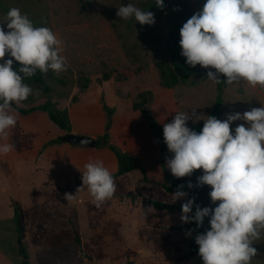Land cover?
I'll list each match as a JSON object with an SVG mask.
<instances>
[{
	"label": "rangeland",
	"instance_id": "1",
	"mask_svg": "<svg viewBox=\"0 0 264 264\" xmlns=\"http://www.w3.org/2000/svg\"><path fill=\"white\" fill-rule=\"evenodd\" d=\"M148 1L0 0V18L15 7L34 26L49 27L61 41L67 65L40 85L25 79L34 94L18 106L45 105L46 111L40 107L23 116L13 110L17 124L7 137L0 136V144L15 146L0 154V264H202L189 255L195 231L181 222L179 209L191 197L201 207L214 208L211 188H187L188 197L173 202L166 188L173 189L171 181L178 178L167 169L168 158L145 112L162 127L176 112L192 116L188 126L203 125L194 120L213 116L220 92L223 120L264 106V87L246 81L217 85L207 79L214 69L186 64L179 30L205 0H165L152 26L116 15L122 3L146 10ZM159 63L167 74H177L178 85L164 86ZM52 112L67 119V130L51 120ZM68 134L94 138L97 147L64 143ZM128 158L141 167L124 173ZM97 160L116 185L113 197L99 205L81 180L84 165ZM201 174L196 170L190 182L195 185ZM65 193L76 198L66 200ZM208 228L205 218L202 232ZM253 246L257 256L251 264H264V237Z\"/></svg>",
	"mask_w": 264,
	"mask_h": 264
},
{
	"label": "clouds",
	"instance_id": "2",
	"mask_svg": "<svg viewBox=\"0 0 264 264\" xmlns=\"http://www.w3.org/2000/svg\"><path fill=\"white\" fill-rule=\"evenodd\" d=\"M154 3L161 10L165 7L164 0ZM116 15L141 26L155 24L153 12L132 2L122 3ZM179 36L180 55L188 66L214 69L207 71L209 81L217 85L246 81L264 87V0H205L202 9L182 25ZM62 51L56 34L49 27L34 26L19 8L0 18V136L7 137L17 124L13 103L34 94L26 78L37 70L45 74L67 70ZM190 119L189 114L176 112L171 122L163 124V140L172 154L166 167L176 178L202 170L196 184L189 181L187 188L210 186L208 195L215 207L195 204V197L187 198L183 191L185 185H178L173 202L187 198L180 220L199 228L208 218L209 228L195 236L202 264H251L257 256L253 245L264 237V106L227 114L223 120L195 119L203 120L199 132L188 126ZM236 121L244 123L232 129ZM14 147L0 144V154ZM84 167L82 187H87L94 202L99 205L112 198L116 185L103 161ZM76 194L65 193L64 198L70 201Z\"/></svg>",
	"mask_w": 264,
	"mask_h": 264
},
{
	"label": "trees",
	"instance_id": "3",
	"mask_svg": "<svg viewBox=\"0 0 264 264\" xmlns=\"http://www.w3.org/2000/svg\"><path fill=\"white\" fill-rule=\"evenodd\" d=\"M164 4H165V0H164ZM146 10H149L153 13L156 14H161L163 12V10H161L159 7H157L154 3V0H149L148 3L145 6ZM164 9V8H163ZM163 64V63H162ZM161 63H159V67H161L162 69V76H163V84L166 88H173L174 86L178 85L179 79L177 74L174 71H170L169 74H167V72L164 70L163 65ZM19 65L16 66V69L18 70ZM22 75V74H21ZM169 76L171 81L169 82L166 76ZM52 76V72L51 70L48 73H41L39 70H37L36 74L34 76H32L31 81H33V83H36L38 85L42 84L44 82L45 79L49 78ZM223 87V86H222ZM42 89H44L42 87ZM221 95H219V98L217 100V104L215 106V110H214V114L213 116L217 117L219 119V117L221 116V108L223 105V92H220ZM45 110V105L44 106H37V107H32L30 109H23L21 107H19L17 104L13 103L12 108L13 110L17 111L18 113L22 114L23 116H28L30 114H33L35 112H37V110L41 109ZM46 111V110H45ZM147 120L150 122V129L153 132V134L156 136V140L158 142V144L161 146L162 149V154L164 156V158H170L171 157V153L168 151L166 144L164 143L163 140V127L161 124L157 123L151 116H149V114L147 112H145ZM50 118L51 120L57 124L62 130H67L68 129V122L66 118H62L60 115H57L56 113H51L50 114ZM190 128H193L194 130H196L197 132H199L203 125H195V126H189ZM123 172L124 173H129L132 172L133 170H136L137 168H140V164L137 161H133L132 159L128 158L127 160H125L123 162ZM190 177H184V178H178L175 179L173 181H171V185L173 187L172 188H166V190L170 193H174L177 190V186L178 185H185V187L183 188V191L187 192V183L190 181ZM155 207L157 209L163 210V209H169L170 211H174L176 209L175 206H170L167 207L164 204H155ZM179 212H181V207L179 209ZM195 212V210H193V213ZM190 225L193 227L194 231H195V236L199 233H203L202 232V226L197 228L196 224L194 222L190 223ZM19 244L23 245V237L21 236L19 238ZM192 249V250H191ZM25 250H23L22 252H24ZM189 255L191 256H198V245L195 244V237L191 243V248H190V253ZM198 258L200 259V257L198 256ZM201 261V259H200ZM202 262V261H201ZM23 264H28V261H25Z\"/></svg>",
	"mask_w": 264,
	"mask_h": 264
},
{
	"label": "water",
	"instance_id": "4",
	"mask_svg": "<svg viewBox=\"0 0 264 264\" xmlns=\"http://www.w3.org/2000/svg\"><path fill=\"white\" fill-rule=\"evenodd\" d=\"M64 143H68L72 146H82V147H89V148H96L97 147V140L94 138H88L83 136H78L75 134H68L62 138Z\"/></svg>",
	"mask_w": 264,
	"mask_h": 264
}]
</instances>
